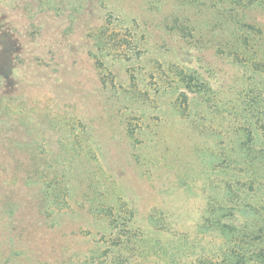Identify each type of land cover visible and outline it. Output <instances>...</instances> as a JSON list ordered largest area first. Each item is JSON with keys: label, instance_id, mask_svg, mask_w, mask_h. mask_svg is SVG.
<instances>
[{"label": "rangeland", "instance_id": "1", "mask_svg": "<svg viewBox=\"0 0 264 264\" xmlns=\"http://www.w3.org/2000/svg\"><path fill=\"white\" fill-rule=\"evenodd\" d=\"M261 134L264 0H0V264H210Z\"/></svg>", "mask_w": 264, "mask_h": 264}, {"label": "trees", "instance_id": "2", "mask_svg": "<svg viewBox=\"0 0 264 264\" xmlns=\"http://www.w3.org/2000/svg\"><path fill=\"white\" fill-rule=\"evenodd\" d=\"M257 138L264 144V134ZM252 141L254 144L258 142L257 139H252ZM257 153L252 156L249 153L246 157L247 166L244 168V175L247 188L241 189L238 193H235V189H230L228 195L231 203L227 208L228 217L225 221L216 220L217 223L222 222L221 227L223 229L233 234L227 242L228 252L221 255L219 259H212L210 264H264V207L261 204L262 200L258 193L261 189L264 190V147H260ZM9 204V207L8 204H4L5 208H2L3 215L0 216L8 233L14 230L13 224L15 222H21L18 221L20 214L16 212L19 210L18 205L15 203ZM240 216H243V218H240ZM116 226L118 227L119 223ZM120 226L123 228V232L128 230L124 222H121ZM20 229H22V223ZM118 230H120V227ZM113 236L121 238L122 235L119 232L116 233L115 229ZM17 237L20 239L21 245H23L21 248H28L25 242H30L25 241L22 235ZM170 264L178 263L172 259Z\"/></svg>", "mask_w": 264, "mask_h": 264}]
</instances>
